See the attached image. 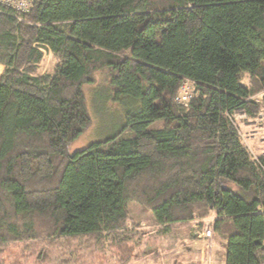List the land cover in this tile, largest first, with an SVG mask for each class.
<instances>
[{
  "label": "trees",
  "instance_id": "obj_1",
  "mask_svg": "<svg viewBox=\"0 0 264 264\" xmlns=\"http://www.w3.org/2000/svg\"><path fill=\"white\" fill-rule=\"evenodd\" d=\"M19 17L0 6V253L121 230L136 200L167 226L215 215L226 264H264V172L230 118L260 108L264 0H36ZM102 67L132 108L122 132L69 154Z\"/></svg>",
  "mask_w": 264,
  "mask_h": 264
},
{
  "label": "rangeland",
  "instance_id": "obj_2",
  "mask_svg": "<svg viewBox=\"0 0 264 264\" xmlns=\"http://www.w3.org/2000/svg\"><path fill=\"white\" fill-rule=\"evenodd\" d=\"M44 52L39 71L52 72L57 59L52 52ZM4 68L0 69L1 75ZM92 78L93 82L84 86L92 121L81 137L69 145V154L122 132L125 108H132L131 102H127L124 108L112 99L107 67L96 70ZM242 123L245 131L253 128ZM162 124V121H156L150 128ZM128 210L129 219L121 230L73 238L42 236L7 242L0 253V264H202V251H205L207 264H211L209 259L214 254L213 264H220L222 252L226 260L223 238L216 233L214 252L212 243H208L212 240L200 236L206 222L214 223L215 215L167 226L159 224L152 211L136 200L129 202Z\"/></svg>",
  "mask_w": 264,
  "mask_h": 264
},
{
  "label": "built area",
  "instance_id": "obj_3",
  "mask_svg": "<svg viewBox=\"0 0 264 264\" xmlns=\"http://www.w3.org/2000/svg\"><path fill=\"white\" fill-rule=\"evenodd\" d=\"M36 0H0V6L9 7L17 14L26 13L30 11ZM196 91V82L191 79L183 81L180 91L176 97V102L184 107H187L193 98ZM248 102L259 104L256 115L251 117L245 110L239 109L234 111L230 116L234 122L241 139L243 140L246 148L250 152L254 161L261 167L264 172V89L254 94ZM241 122L244 126L253 127L249 131L243 130ZM205 239L212 240L215 233L212 228L211 222H206L203 231L200 234Z\"/></svg>",
  "mask_w": 264,
  "mask_h": 264
},
{
  "label": "crops",
  "instance_id": "obj_4",
  "mask_svg": "<svg viewBox=\"0 0 264 264\" xmlns=\"http://www.w3.org/2000/svg\"><path fill=\"white\" fill-rule=\"evenodd\" d=\"M214 239H215V238H214ZM214 239H213V240H214ZM213 240H212V241H209L208 243H210V242L212 243V246H211V247H212V251L215 252V250H213V248L215 249L216 245L213 244V242H214ZM211 243H210V244H211ZM217 243H218V242H217ZM226 245H227V241H224V243L222 244V246H223L222 249H223V250L226 248ZM208 248H209V247H208ZM203 250H204V249H203ZM201 254H203V256H201V261L203 262L202 264H207V262L204 261V254H205V251H202ZM212 254H213V252H212ZM215 255H216V254L210 256L209 262H210L211 264H213L214 260L216 259V258L214 257ZM219 263H220V264H226V260L224 259L223 252H222V255H221L220 258H219Z\"/></svg>",
  "mask_w": 264,
  "mask_h": 264
}]
</instances>
